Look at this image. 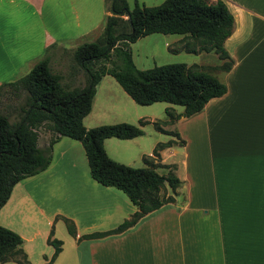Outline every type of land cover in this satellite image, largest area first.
Instances as JSON below:
<instances>
[{
    "label": "crops",
    "instance_id": "obj_1",
    "mask_svg": "<svg viewBox=\"0 0 264 264\" xmlns=\"http://www.w3.org/2000/svg\"><path fill=\"white\" fill-rule=\"evenodd\" d=\"M223 2L233 17V32L224 41L233 61L231 69L223 75L226 91L209 98L198 112L178 116L171 122L175 128L178 123L187 125L189 140L187 159L182 160V165L176 164L181 183L171 192L173 201L148 212L120 233L89 239L79 238L92 231L80 234L77 214L52 208L47 222L64 215L71 217L67 218L75 227L72 261L62 264H264V0ZM109 14L105 0H0V84L29 71L52 42L80 43ZM107 76L102 74L95 84L91 108L82 118L85 128L92 125L86 119L90 120V114L94 113L98 88ZM166 106L179 113L183 110H176L169 102ZM162 119H167L166 114ZM174 130L184 140L179 145L184 149L188 140L178 127ZM64 138L59 136L51 145L50 162L44 170L15 182L1 209L10 205L14 195L13 202L18 201L23 190L37 188L43 176L52 177L54 159L56 163L66 161L73 170L76 168L75 160L65 157V153L67 148L74 150V146L79 150L82 144L74 140L75 144L68 145ZM109 138L103 139L105 152L111 143ZM176 145L162 150L170 148L174 152ZM60 171L56 175L58 183L68 181L63 168ZM72 176L77 178L75 174ZM79 182L92 189L89 199L101 211L99 222L110 220L118 210V203L106 202L104 198L117 195L115 190L102 184L104 187H98L96 184L100 183L95 179L83 177ZM47 194L52 196L54 192ZM34 202L32 210L41 214L43 208ZM125 202L129 203L124 219L136 209L130 200ZM18 233L22 249L29 257L25 243L31 242V237ZM46 239L47 236L42 238L41 245L47 252L41 249L40 254L50 258L54 250ZM63 253L62 242L55 260ZM6 263L13 261L0 262Z\"/></svg>",
    "mask_w": 264,
    "mask_h": 264
},
{
    "label": "trees",
    "instance_id": "obj_2",
    "mask_svg": "<svg viewBox=\"0 0 264 264\" xmlns=\"http://www.w3.org/2000/svg\"><path fill=\"white\" fill-rule=\"evenodd\" d=\"M107 11L110 14L105 16L100 34L81 41L73 49L74 61L87 75L84 87L69 89L63 86L61 75L49 67L57 41L44 49L29 71L13 81L0 84V89L9 85L22 92L17 120L9 121L6 115L0 113V207L15 182L48 166L51 145L59 136L80 141L90 176L104 186L122 191L136 206L130 217L114 228L92 231L79 237L84 239L124 231L148 212L173 201L171 194H160L165 183L172 192L181 183L173 165L169 164L167 172L159 174L149 162L150 157L159 160L161 149L176 143L175 139L157 143L151 155L142 157L145 167L118 163L107 156L103 139L140 135V125L145 122L142 118H138L137 124L125 121L88 128L83 126L82 118L91 108V98L100 76L105 73L110 75L136 103L151 105L163 100L182 106L180 113L166 106L164 111L168 119L153 121L156 130L175 135L182 145L184 140L178 133L164 129L162 123L198 112L209 98L225 93V84L199 64L187 65L177 61L139 68L133 62L129 43L152 33H179L182 37L177 50L192 54L212 51L219 63L208 66L221 72H228L233 63L224 48L225 39L233 32V17L223 0H162L153 6L134 2L131 8L126 0H110ZM98 59L109 60V67L94 68L92 65ZM41 125L52 135L48 145L43 147L38 146L35 130ZM62 219L67 232L75 236L73 222L67 216ZM46 241L54 250L50 260L44 263L50 264L60 251L61 240L51 237L50 232ZM21 242L18 233L0 226V262L29 264Z\"/></svg>",
    "mask_w": 264,
    "mask_h": 264
},
{
    "label": "rangeland",
    "instance_id": "obj_3",
    "mask_svg": "<svg viewBox=\"0 0 264 264\" xmlns=\"http://www.w3.org/2000/svg\"><path fill=\"white\" fill-rule=\"evenodd\" d=\"M161 1L162 0H126L129 8L133 6L134 2H137L138 4H144V6H153L160 4ZM109 3L110 0H105L106 8H108ZM101 28L102 24L100 27L95 29L92 34L84 38V40L93 39L98 36L101 32ZM181 37L182 35L179 33H152L146 36H141L132 43H129L135 66L147 69L151 68L153 65H161V63L177 61L187 65L199 64L205 66L204 68H206V70L212 72L213 75H215L216 78L223 83L224 72L212 69L208 66L219 63L216 54L212 51H200L197 54H192L177 50L181 44L179 42ZM76 44L77 42H71L70 40L60 41L57 44L58 46L49 62V67L51 70L61 75L60 83L69 89H80L87 83V75L85 70L79 67L73 59V49L75 48ZM109 65V60L98 59L93 63L92 66L96 69H99L101 66L109 67ZM106 78L99 86L96 98L94 100L98 106L95 105L94 113L90 114L91 118L90 120L86 119V123H90L88 125L92 124L91 126L102 123L113 124L125 121L137 124L138 117L140 116L144 117L142 120L145 121L144 124L140 125L142 129V133L140 135L125 139H117L114 137L109 138L108 140L111 143L106 146L108 147V152H106L107 156L118 163L145 167L146 164L143 162L142 157L151 155L152 149L157 143L166 141L169 138L175 139L177 145L173 147L174 152H172L170 148L162 150L164 148L163 147L161 149L162 151L159 160H157L156 157H150L149 162L155 166L154 170L159 174L166 173L169 169L168 165L171 164L174 166L173 171L176 174V164H178V166L182 165V160L187 159L189 145V140L187 137V125H184V123H178L176 125L178 127V131L188 140L187 147L181 149V146H179V141L176 139L175 135L164 131H158L153 126V121H161L163 120L162 118L165 117V101H157L151 105H142L136 103L126 92L121 89V87L110 75ZM21 99V89H14L9 85L3 86L0 89V113L6 115L9 121L13 122L17 120L19 118V111L17 107L21 102ZM172 105L176 107V110L183 109V107L179 104L172 103ZM108 109H112V111H109V113L106 112ZM173 112H175L174 108ZM166 118L168 119L167 114ZM171 122L167 124L162 123V126H166L167 129H173L172 131H175L174 129L177 127L175 128L174 123ZM35 130L38 133V140L41 147L48 145L49 138L52 136L51 133L46 130L43 125L36 127ZM64 137V139L68 141L66 142L68 145H70V143H76V141L68 138L67 136ZM74 147V150L67 148L65 157L75 160V171L70 167V165H68L66 161L64 163H56L54 162L56 159H54L51 170L54 169L55 171H52V173L55 174L52 176L51 173H49V175L52 177L46 175L45 177L43 176L44 180L38 184L37 188L34 186L29 188V190H23L21 192V196L18 198V201L13 202L14 195L10 205H8L5 209H1L0 207V226L5 227L15 233L20 231L25 236L31 237L32 241L25 243L26 248L30 252L29 257L27 256L29 264H44L50 260V258H44L42 254H40L41 249L44 250L41 245L42 238L46 236L48 237L50 232L51 237L60 239L61 243L63 242L64 250V253L59 255L56 260V257L54 256L50 264H62L63 262L71 263L72 261L74 250L72 248L73 243H71V240L73 236L67 232L65 223L62 219L64 215L57 216V218H60L61 220L59 222L56 221L58 220L56 217H53L54 219L52 218L50 222H47L48 218L51 216L50 212L54 207H58L66 212L69 211L67 212L68 214H71L72 211V213L78 215V231L80 234L93 230H104L115 227L124 219L123 217H125L124 211L126 209V203H129L125 201H129L128 197L122 191L114 187H107L106 189L112 188L111 190H115L114 192H116L117 195L110 194L109 197L104 199L106 202L109 200L116 201L118 203V210L115 211L116 214H114L110 220H101L99 222L101 211L96 210V202L92 203L89 199V192L92 189L87 187L83 182H79V179L83 177L93 181L94 178L90 176L82 146L79 145V150H76V146ZM56 154L54 153L55 156ZM61 168H63L64 172L66 173L65 177H68L69 180L58 183L56 177L61 174ZM180 172H183L182 167ZM73 174L77 176L76 179L72 176ZM96 185H100L98 187H104L101 186V184ZM171 192L172 191L170 190L169 186H165L160 190V194L164 193L165 195L171 194ZM47 193L53 195L48 196ZM119 198H122V200ZM29 199L33 202L35 200L37 203H39L37 206L43 208V212L41 214L38 213L37 210H32V208H34L33 205L36 203L34 202V204ZM95 201H98V198ZM2 223H4L5 226H3ZM89 223L94 225L90 226L89 228H84V226ZM65 233L67 237L65 236ZM44 251L47 252L46 250ZM13 263L17 264L14 261Z\"/></svg>",
    "mask_w": 264,
    "mask_h": 264
}]
</instances>
